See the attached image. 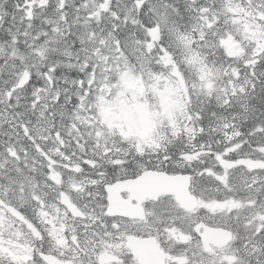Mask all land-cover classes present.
Segmentation results:
<instances>
[{
  "label": "snow or ice",
  "instance_id": "snow-or-ice-1",
  "mask_svg": "<svg viewBox=\"0 0 264 264\" xmlns=\"http://www.w3.org/2000/svg\"><path fill=\"white\" fill-rule=\"evenodd\" d=\"M0 264H264V0H0Z\"/></svg>",
  "mask_w": 264,
  "mask_h": 264
}]
</instances>
